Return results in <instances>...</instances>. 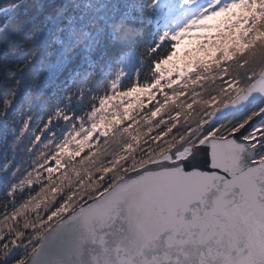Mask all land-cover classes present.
I'll return each mask as SVG.
<instances>
[{"label":"snow or ice","instance_id":"obj_1","mask_svg":"<svg viewBox=\"0 0 264 264\" xmlns=\"http://www.w3.org/2000/svg\"><path fill=\"white\" fill-rule=\"evenodd\" d=\"M0 264H264V0L0 2Z\"/></svg>","mask_w":264,"mask_h":264},{"label":"water","instance_id":"obj_2","mask_svg":"<svg viewBox=\"0 0 264 264\" xmlns=\"http://www.w3.org/2000/svg\"><path fill=\"white\" fill-rule=\"evenodd\" d=\"M0 2H3V0H0Z\"/></svg>","mask_w":264,"mask_h":264}]
</instances>
